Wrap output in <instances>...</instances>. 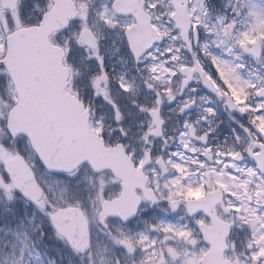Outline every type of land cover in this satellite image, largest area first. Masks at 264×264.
Returning <instances> with one entry per match:
<instances>
[{
  "label": "snow or ice",
  "instance_id": "obj_1",
  "mask_svg": "<svg viewBox=\"0 0 264 264\" xmlns=\"http://www.w3.org/2000/svg\"><path fill=\"white\" fill-rule=\"evenodd\" d=\"M229 4L213 18L207 0H0L6 225L31 204L41 236L50 225L84 264H264V0ZM109 41L139 84L106 70ZM91 58L90 85L111 122L80 88L78 64ZM110 82L146 114L138 143ZM201 87L240 114L242 131L211 142L216 109ZM178 97L173 111L199 102L200 115L168 135L162 106ZM26 219L13 233L16 264L29 247Z\"/></svg>",
  "mask_w": 264,
  "mask_h": 264
},
{
  "label": "flooded vegetation",
  "instance_id": "obj_2",
  "mask_svg": "<svg viewBox=\"0 0 264 264\" xmlns=\"http://www.w3.org/2000/svg\"><path fill=\"white\" fill-rule=\"evenodd\" d=\"M210 10H212L213 18L221 14H230L231 9H229V0H207ZM101 54L105 57V68L107 71L113 74L126 73L129 79L136 78V83L139 84L138 74L136 69L132 67L131 63L123 62V51H116L114 47L111 46V42H106L101 48ZM82 72V82L80 84L81 91L87 93V98L91 100L96 111L100 114H105L109 122L113 120L114 110L111 105L104 100L102 95H96L94 89L91 88L90 78L94 75L98 69L99 65L95 58L86 59L84 64L81 66L78 64ZM110 96L115 103L121 108L124 114V126L129 128V136L131 139L136 140L138 143V137L141 134V125L145 119L144 113H140L136 108H134L128 101L126 94H123L122 90L119 89L118 84L110 82L109 84ZM147 92V90H144ZM199 96H206L210 101L213 102V106L216 109V116L214 118L212 127L215 131L211 134L210 140L212 143H218L224 141L226 137L232 135L233 130L237 132L242 131L236 120H240L242 123L245 122L238 113H229L222 102L216 99V97L207 89L201 87L198 89ZM182 97H178L177 101L166 103L162 106V115L165 119L164 129L168 135H178L180 131L183 130V124L185 121H195L200 115L199 102L194 105L190 110H186L184 113H178L173 111L177 107V103ZM140 100H144L145 96L141 95L138 97ZM152 97L149 95L147 100L150 102ZM233 117H235L233 119ZM115 126V125H114ZM178 148L177 143H172L168 146L167 151H173ZM64 244V243H63ZM111 253H109L110 257ZM77 256V255H76ZM78 257V256H77ZM80 258V257H79ZM99 257H97V264H99ZM105 264H108L107 258L105 259Z\"/></svg>",
  "mask_w": 264,
  "mask_h": 264
},
{
  "label": "rangeland",
  "instance_id": "obj_3",
  "mask_svg": "<svg viewBox=\"0 0 264 264\" xmlns=\"http://www.w3.org/2000/svg\"><path fill=\"white\" fill-rule=\"evenodd\" d=\"M24 212L23 216L17 219V223L20 219L27 218L25 220L26 230L28 231L29 236L33 235L32 229H35L34 232L38 231L40 228L37 225H41V214L35 211L34 207L23 206L22 213ZM8 219H13V217H9ZM16 223V224H17ZM30 223V225H29ZM46 226V225H45ZM45 226L44 227V234L45 235ZM40 233V232H39ZM10 235L13 236V233H10L4 226H0V264H16V261L19 260L20 257V248L21 243L15 244L14 241H9L6 237ZM48 236L50 234L48 233ZM47 248L44 249V252L47 253ZM33 249H31L28 254L23 255V260L20 261V264H58L57 261L55 262H43L42 256H38L31 260V256L33 255ZM58 253L61 255V261H65L62 264H82V260L76 256L67 246L61 243V248L58 249ZM61 263V262H60Z\"/></svg>",
  "mask_w": 264,
  "mask_h": 264
}]
</instances>
